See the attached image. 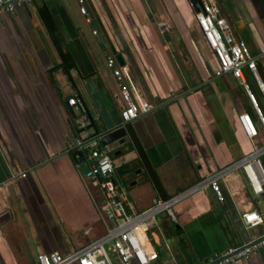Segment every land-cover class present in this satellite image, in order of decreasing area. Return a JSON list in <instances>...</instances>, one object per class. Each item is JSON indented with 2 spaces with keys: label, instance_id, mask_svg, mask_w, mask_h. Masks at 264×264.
<instances>
[{
  "label": "crops",
  "instance_id": "0c3cea01",
  "mask_svg": "<svg viewBox=\"0 0 264 264\" xmlns=\"http://www.w3.org/2000/svg\"><path fill=\"white\" fill-rule=\"evenodd\" d=\"M214 1L232 34L258 55L264 78L258 1ZM84 7L85 13L76 0H33L0 15V264H39L40 253L65 256L106 231L93 185L68 150L94 131L77 133L66 98L76 95L101 129L117 128L123 103L107 56L123 55L140 99L151 106L127 125L131 141L122 155L133 169L130 191L136 186L140 208L162 197L149 170L168 198L253 150L238 115L255 120L254 110L236 79L214 76L217 61L188 0H84ZM43 8L58 45L41 19ZM60 51L73 62L68 70L56 67ZM246 77L260 107L264 99ZM219 185L222 201L206 186L178 201L173 218L157 215L153 264H201L264 235V194L252 192L241 168ZM249 209L260 213L262 224H244L240 215ZM231 264H264V247Z\"/></svg>",
  "mask_w": 264,
  "mask_h": 264
},
{
  "label": "built area",
  "instance_id": "2783aa9c",
  "mask_svg": "<svg viewBox=\"0 0 264 264\" xmlns=\"http://www.w3.org/2000/svg\"><path fill=\"white\" fill-rule=\"evenodd\" d=\"M32 1L0 0V15L3 12H14L17 7L29 5ZM76 1L85 13L84 0ZM201 1L202 8L194 12L195 22L205 44L217 61L214 76L230 75L236 79L254 110L255 120L247 112L238 115L243 132L253 143L252 152L238 162L209 172L204 179L184 192L168 198L154 196L147 206L140 208L131 197L124 176L117 170L121 164L118 159L114 161L111 158L108 146L102 145L101 135L76 138L68 145V150L81 152V156L76 154V165L80 169L84 168L83 176L102 195L100 207L107 223L106 231L99 238L68 255L64 256L59 252L40 253L39 264H153L158 255L150 234L158 228L156 217L165 213L173 218L174 205L187 194L208 186L216 198L222 201L219 181H225L239 168L243 171L252 192L264 194V169L260 161L264 156V113L258 105L251 82L246 77L247 72L264 99V81L258 70V55L252 53L243 39L232 34L229 22L220 15V8L214 0ZM159 24L163 25L161 22ZM93 33L96 31L93 30ZM105 64L117 82L123 103L117 128L125 127L135 121L141 113L150 111L151 106L144 99H140V92L132 75L124 66L118 64L114 56H107ZM66 104L72 108L71 121L74 128L85 130L91 122V117L83 102L76 95H72L66 98ZM25 175V172L21 173L22 177ZM240 217L247 227L263 223L262 216L256 210H245ZM262 247L264 235L239 246H230L221 253L213 254L201 264L235 263L240 258H248Z\"/></svg>",
  "mask_w": 264,
  "mask_h": 264
},
{
  "label": "trees",
  "instance_id": "16d2710c",
  "mask_svg": "<svg viewBox=\"0 0 264 264\" xmlns=\"http://www.w3.org/2000/svg\"><path fill=\"white\" fill-rule=\"evenodd\" d=\"M260 7V6H259ZM261 9V7H260ZM262 10V9H261ZM263 12V11H262ZM40 16H41V19L44 23V25L46 26L47 30L49 31V33L51 34L52 36V39L53 41L58 45V36L55 32V26L53 25V22L51 20V17H50V14L46 11L45 8L41 9L40 10ZM60 57H61V63L56 66V67H63L64 69L68 70L69 67L72 66L73 62L70 58V55L67 51L63 52V51H60ZM263 75V74H262ZM264 76V75H263ZM264 79V78H262ZM52 83H53V79H51ZM109 131V130H108ZM137 150H138V147L136 146ZM130 150L133 149L131 146L129 148ZM125 151H121L120 152V156H122L124 154ZM139 152V150H138ZM110 155H111V158L116 161L119 156H114L112 151H110ZM260 161H261V164H262V167L264 169V156H262L260 158ZM127 165V163H123L121 164L119 167H118V172L124 176V179H125V183L127 184L128 186V189L130 191V189H132L133 186L130 185V183L132 182V179H130L128 177H125V174H128L131 172V176L133 175V169L128 165V168L126 170H123V166ZM84 170V168H82V171ZM149 173H150V179L152 180V182L154 183V186L156 187V189L158 190V193L160 195H162L163 198H167L165 195H163V191H162V187H161V184H160V181H159V178L157 176V174L155 173V171H151L149 170ZM92 190L94 192V196H95V200L97 202V204L100 206L101 202H102V195L100 194V192L98 191V189L96 187H92Z\"/></svg>",
  "mask_w": 264,
  "mask_h": 264
},
{
  "label": "water",
  "instance_id": "95a60500",
  "mask_svg": "<svg viewBox=\"0 0 264 264\" xmlns=\"http://www.w3.org/2000/svg\"><path fill=\"white\" fill-rule=\"evenodd\" d=\"M191 7L193 8L194 11L198 12L202 8V1L201 0H188ZM258 4L260 5L263 14H264V0H257ZM115 58L120 66L126 65V61L121 53L115 54ZM88 128H93L94 135H101V143L104 146H108L112 142H117L118 144H123L126 142V136H127V131L124 127H118L112 131L108 130H103L101 129L98 124L95 123L94 120L91 119L90 124L86 127ZM84 129H78L77 133L83 131ZM120 150H117L114 152V156H119L118 158V163L123 164L125 163V158L123 156H120ZM78 156H81V152H76L74 154ZM128 166H123V170H126ZM135 182H131L130 185H134ZM263 189H264V184H263Z\"/></svg>",
  "mask_w": 264,
  "mask_h": 264
},
{
  "label": "rangeland",
  "instance_id": "374dc122",
  "mask_svg": "<svg viewBox=\"0 0 264 264\" xmlns=\"http://www.w3.org/2000/svg\"><path fill=\"white\" fill-rule=\"evenodd\" d=\"M241 101L243 102L244 100H242V98H241ZM263 108V110L262 111H264V104L261 102V106H260V108ZM256 123V122H255ZM256 127H257V123H256ZM86 130H87V132H92L93 131V128H88V129H85V130H83L81 133L82 134H84L85 132H86ZM258 131L260 132L261 130L258 128ZM117 144L118 143H116V142H112V143H110L108 146L109 147H117ZM257 146H260V144H257ZM127 148V147H126ZM125 148V149H126ZM125 177H127V179H128V177L130 178L131 177V173H128V174H125ZM130 194H131V197L135 200V202H138L137 200H136V196H137V194H136V186H135V188L132 190V191H130ZM138 205V207H140L139 206V204H137ZM158 218V217H157ZM155 231V233H158L159 231H158V229H156V230H154ZM151 237V236H150ZM159 237H160V239H161V236H160V234H159ZM159 247V246H158ZM161 248H163V246H161Z\"/></svg>",
  "mask_w": 264,
  "mask_h": 264
},
{
  "label": "flooded vegetation",
  "instance_id": "af4514ba",
  "mask_svg": "<svg viewBox=\"0 0 264 264\" xmlns=\"http://www.w3.org/2000/svg\"><path fill=\"white\" fill-rule=\"evenodd\" d=\"M127 131V126L124 127ZM128 134V133H127ZM131 140H129L128 136H126V142L123 144H117V147L112 149V153L114 154L115 151L120 150L123 151L124 148H126L127 144L130 142ZM128 148V147H127Z\"/></svg>",
  "mask_w": 264,
  "mask_h": 264
}]
</instances>
